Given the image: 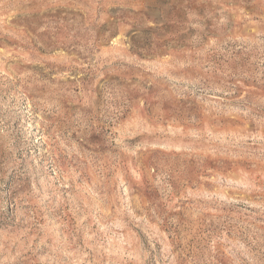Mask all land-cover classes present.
Instances as JSON below:
<instances>
[{
    "label": "rangeland",
    "instance_id": "1",
    "mask_svg": "<svg viewBox=\"0 0 264 264\" xmlns=\"http://www.w3.org/2000/svg\"><path fill=\"white\" fill-rule=\"evenodd\" d=\"M0 264H264V0H0Z\"/></svg>",
    "mask_w": 264,
    "mask_h": 264
}]
</instances>
